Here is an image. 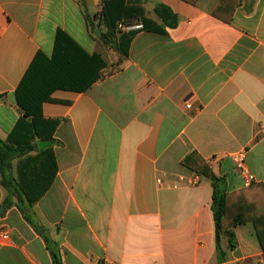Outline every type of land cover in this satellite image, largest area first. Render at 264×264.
Here are the masks:
<instances>
[{"label": "crops", "instance_id": "crops-1", "mask_svg": "<svg viewBox=\"0 0 264 264\" xmlns=\"http://www.w3.org/2000/svg\"><path fill=\"white\" fill-rule=\"evenodd\" d=\"M143 1L177 25L135 31L125 57L94 35L103 0H0V264H54L52 248L63 264H264L252 222L218 249L213 183L183 164L201 156L234 192L246 151L264 182V0ZM59 30L108 68L86 92L53 93L63 103L43 118L58 127L31 151L15 92Z\"/></svg>", "mask_w": 264, "mask_h": 264}, {"label": "trees", "instance_id": "trees-1", "mask_svg": "<svg viewBox=\"0 0 264 264\" xmlns=\"http://www.w3.org/2000/svg\"><path fill=\"white\" fill-rule=\"evenodd\" d=\"M154 12L156 20L146 17L143 0H103L100 21L107 32L102 33L101 39L126 57L135 32L119 33L117 26L121 20L140 19L144 29L160 33H167L168 29L177 25V16L167 5L157 4ZM216 16L219 17L217 13ZM91 27L92 30L95 29L93 25ZM107 68L108 63L100 54H89L66 32L59 30L53 55L48 57L39 52L15 92L17 103L25 113L18 128L21 124H27L31 132L26 148L32 151L36 147L37 138L53 140L59 121L44 120L42 107L44 103H63L52 97L55 91L86 92L103 77V71ZM26 117H32L31 121L26 123ZM7 145L0 139V172L3 171L2 165L6 159L3 149ZM183 164L213 183L212 210L218 249L222 236H227L230 247L234 248L236 242L233 228L248 222L254 224L264 249V182H255L245 189L229 192L223 179L214 173L201 156L188 155ZM34 226L48 242L44 229ZM50 250L53 263L63 264L58 252L54 248Z\"/></svg>", "mask_w": 264, "mask_h": 264}, {"label": "built area", "instance_id": "built-area-1", "mask_svg": "<svg viewBox=\"0 0 264 264\" xmlns=\"http://www.w3.org/2000/svg\"><path fill=\"white\" fill-rule=\"evenodd\" d=\"M118 31L122 33H130L144 29V24L137 19H123L118 23ZM192 106L191 104H186V108L190 109ZM235 169L237 173L243 177L245 184L249 187L254 182V176L251 173L248 164H247V157L246 151H240L232 156Z\"/></svg>", "mask_w": 264, "mask_h": 264}, {"label": "water", "instance_id": "water-1", "mask_svg": "<svg viewBox=\"0 0 264 264\" xmlns=\"http://www.w3.org/2000/svg\"><path fill=\"white\" fill-rule=\"evenodd\" d=\"M94 35H95V36H100V35H101L100 30L95 31V32H94ZM49 144H51L50 141H40V142H38V146H39L40 148H43V147H45V146H47V145H49Z\"/></svg>", "mask_w": 264, "mask_h": 264}, {"label": "rangeland", "instance_id": "rangeland-1", "mask_svg": "<svg viewBox=\"0 0 264 264\" xmlns=\"http://www.w3.org/2000/svg\"><path fill=\"white\" fill-rule=\"evenodd\" d=\"M98 30H100V28H97L95 31H98ZM94 31V32H95ZM100 33H101V30H100ZM120 33V32H119ZM99 37V36H98ZM100 37H102V34L100 35ZM114 51H115V49H114V47H113V45H112V47H111ZM116 52V51H115ZM113 54V53H112ZM109 57H110V54H109ZM118 69V65L117 64H113L112 66H111V68H110V72H114V71H116Z\"/></svg>", "mask_w": 264, "mask_h": 264}]
</instances>
